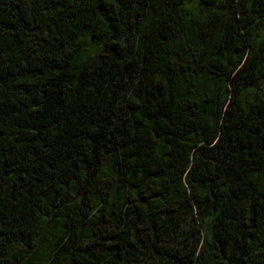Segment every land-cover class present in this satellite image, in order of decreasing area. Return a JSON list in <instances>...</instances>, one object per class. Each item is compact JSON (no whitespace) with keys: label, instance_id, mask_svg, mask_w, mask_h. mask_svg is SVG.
<instances>
[{"label":"trees","instance_id":"trees-1","mask_svg":"<svg viewBox=\"0 0 264 264\" xmlns=\"http://www.w3.org/2000/svg\"><path fill=\"white\" fill-rule=\"evenodd\" d=\"M0 264H264V0H0Z\"/></svg>","mask_w":264,"mask_h":264}]
</instances>
